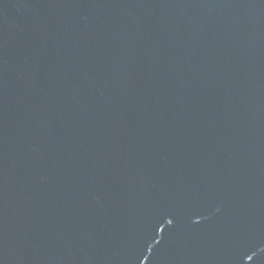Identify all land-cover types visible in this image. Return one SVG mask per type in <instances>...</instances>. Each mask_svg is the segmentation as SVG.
I'll use <instances>...</instances> for the list:
<instances>
[{
    "label": "water",
    "instance_id": "obj_1",
    "mask_svg": "<svg viewBox=\"0 0 264 264\" xmlns=\"http://www.w3.org/2000/svg\"><path fill=\"white\" fill-rule=\"evenodd\" d=\"M0 264H264V0H0Z\"/></svg>",
    "mask_w": 264,
    "mask_h": 264
}]
</instances>
